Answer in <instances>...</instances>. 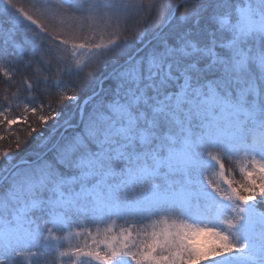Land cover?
I'll return each instance as SVG.
<instances>
[{
	"label": "snow or ice",
	"instance_id": "1",
	"mask_svg": "<svg viewBox=\"0 0 264 264\" xmlns=\"http://www.w3.org/2000/svg\"><path fill=\"white\" fill-rule=\"evenodd\" d=\"M0 61V133L23 125L0 150V264L246 248L188 216L209 209L205 185L236 203L229 229L264 197V0H2ZM82 221H111L105 239L81 228L90 241L61 251L55 230Z\"/></svg>",
	"mask_w": 264,
	"mask_h": 264
},
{
	"label": "rangeland",
	"instance_id": "2",
	"mask_svg": "<svg viewBox=\"0 0 264 264\" xmlns=\"http://www.w3.org/2000/svg\"><path fill=\"white\" fill-rule=\"evenodd\" d=\"M202 164L204 167L212 168L214 164L212 161L202 157ZM236 179H241L238 166L235 174ZM205 190L209 193V209L193 211L189 214L188 219L191 222L206 225L208 227L216 228L220 231H226L233 238L238 245H246L243 250L230 254L225 257H218L209 264H264V233L259 230V221L261 219L260 213H264V197L258 198L247 205H239L244 209L240 213L242 219L236 225L235 228L229 229L224 221L233 216V208L236 203L228 200H221L215 193L211 192L205 185ZM238 203V202H237ZM111 221H107L105 224L98 227H88L94 235H97V239L103 241L105 239L104 229L110 224ZM123 222H117L114 228V232L118 233L120 226ZM48 227H53L52 224H48ZM82 228H85L82 227ZM97 228L99 233L97 234ZM78 228H69L63 231L57 229L55 234L61 237V248L63 251L69 245L75 246L77 244H83L85 239L90 241V237H76L75 232L80 231ZM69 232L73 235H69ZM47 233H45L46 235ZM43 237H40L42 239ZM66 238V239H65ZM103 247V245H101ZM55 257L49 255V260H53ZM18 264H26L24 260H20Z\"/></svg>",
	"mask_w": 264,
	"mask_h": 264
},
{
	"label": "trees",
	"instance_id": "3",
	"mask_svg": "<svg viewBox=\"0 0 264 264\" xmlns=\"http://www.w3.org/2000/svg\"><path fill=\"white\" fill-rule=\"evenodd\" d=\"M0 2H2V0H0ZM19 2L22 3L23 0H19ZM4 70H6L5 66H4V63H3V61H0V95L3 94L4 89L6 87V85L4 83L6 78L3 75V71ZM61 83L63 84L64 82L62 81ZM69 94H71V93H69ZM82 95H84V94L82 93ZM19 111L22 112V108ZM22 131H23V125L22 124H17V125H14L13 129L10 130L9 132L0 133V134H3L5 136V140L0 141V150H3L6 147L7 144H13V147H14V141L12 139H10V137L18 135ZM30 153H31V149L27 145H25L24 148L21 150V154L24 155V156L30 155ZM105 223H101V224L97 225V224H93V223H90V222H87V221H82V222H78V223L72 224L70 226V228H78V229H80V228H82L84 226H85V228H88V227H94L95 228V227L101 226V225H103Z\"/></svg>",
	"mask_w": 264,
	"mask_h": 264
}]
</instances>
